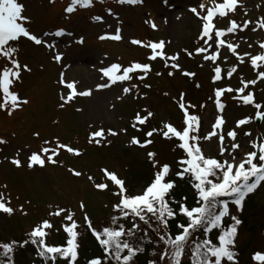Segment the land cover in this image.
I'll return each instance as SVG.
<instances>
[{"label": "rangeland", "instance_id": "obj_1", "mask_svg": "<svg viewBox=\"0 0 264 264\" xmlns=\"http://www.w3.org/2000/svg\"><path fill=\"white\" fill-rule=\"evenodd\" d=\"M20 2L25 6L24 15L31 18L34 33L41 35L47 32L48 41L55 44V50L63 53V58L56 62L52 59L53 50L27 40H22L19 45V60L21 64L29 65L31 71L22 72L21 81L15 85L14 90L21 97L27 98L29 103L11 116L0 111V137L9 141L6 145H0V186H8L6 189L0 187V191L4 192L5 197L11 195L12 207L18 208L23 204L27 215H22L19 211L11 216L0 214L1 240L20 238L27 235L38 221L50 219L53 228L48 238L57 244L58 232L64 231L61 227L63 219L49 217V211L53 210L50 205L53 208L58 205L71 209L79 224L85 223L84 211L93 223L99 222L112 210V201L115 198L110 191L96 190L88 180L89 175L100 182L103 177L100 169L106 167L115 171L127 183L132 174L136 173V181L130 189V192H134L143 189L149 181V176L142 178L138 174L149 163L146 152L155 151L161 163L173 165L170 144H165L159 135L154 136V143L148 148L129 145L128 140L132 135L144 138L142 132H135L130 126L136 111L147 107L155 113V117L144 128L145 132L151 127L161 126V121L164 120L174 122L179 127L182 114L173 98H179L180 93L184 92L185 101L197 105L194 111L201 117L200 135L203 136L211 130V124L218 115L213 101L208 99L214 88L229 84L239 87L241 76L245 80L256 79V73L247 58L244 63H239L227 47L220 53L222 67L227 70L233 65L239 66L231 79L225 78L218 83L211 80L212 65L204 63L201 56L189 57L185 54L184 49L194 52L203 43L198 40L201 21L189 10L190 6H197L199 11L198 4L201 0H167V3L164 0H143L137 4H121L118 0H93L91 7H77L71 14L65 12L70 0ZM204 2L207 3L208 0ZM108 9L112 10L111 13ZM97 15L102 16L103 20L96 21L92 18ZM260 17H264V0H241L234 15L230 14L228 18L216 19L214 22L219 27H227L230 19L242 23L243 20L255 21ZM146 21H155L157 28L153 29ZM252 27L250 25L248 29L238 32L235 37H227L233 42H239L238 52L256 54L260 51L257 42L264 41V30L258 29L254 32ZM60 28L65 29V35L55 37V31ZM117 28L121 29V40L99 39L101 35L113 33ZM80 38H83V43L79 42ZM133 39L145 43L164 41L165 51L169 55L179 53L181 66L195 73V76L185 77L179 71L175 76H168L169 69L164 67V62L160 59L149 61V49L132 44ZM249 44L252 45L251 48ZM224 57H227L226 62ZM132 61L152 64V71L146 79H133L130 83L118 82L111 87L96 90L97 84L107 82L106 78H101L100 68L112 63L128 66ZM5 63L6 60L0 59V66ZM201 64L204 66L201 67ZM157 72H162L163 75L157 76ZM62 73L66 81H76L78 92L92 89V95H77L60 108L59 105L63 102L60 99L61 93L66 95L69 91L59 83ZM130 84L138 85L139 92L133 89L130 94H123L122 89ZM145 84H150L151 88H145ZM197 84L200 86L197 87ZM247 91L254 92L257 103L264 104V80L250 85ZM234 95L236 94L225 93L222 97L225 104L222 115L226 122L225 134L233 128L237 131L236 142L240 148L234 155L239 158L245 151L252 150L250 141L257 140V135L258 138H263L264 119L255 122L257 109L253 105L240 103L233 98ZM201 104L206 106L201 108ZM246 116L253 119L237 128L236 121ZM100 127L117 131L127 128L128 134L108 136L100 146L89 144V133ZM36 131L40 132L41 139L33 136ZM246 132H251V136H246ZM52 137H59L61 142L79 148L82 154L76 156L62 150L57 157L58 164L29 169L26 154L29 150H37L42 139ZM230 143L226 138L225 144ZM217 145L216 138L210 142H201L206 155L216 156ZM18 150L23 164L20 168L10 163V158ZM70 168L82 172L83 175L74 176L69 171ZM109 188L114 190L111 182ZM81 200L86 206L83 211L79 208ZM253 200L258 205L264 204V182L253 192ZM234 208L237 209L235 205ZM233 210L232 207L230 213ZM254 211V208H250L249 215L247 214L248 222L254 223V227L250 230L241 228L237 239V245L239 243L245 252L241 257L237 256L239 264H257L250 253L254 250L264 251V229L260 227L264 222V212L253 218L251 213ZM85 245L92 246V243L85 241Z\"/></svg>", "mask_w": 264, "mask_h": 264}, {"label": "snow or ice", "instance_id": "obj_2", "mask_svg": "<svg viewBox=\"0 0 264 264\" xmlns=\"http://www.w3.org/2000/svg\"><path fill=\"white\" fill-rule=\"evenodd\" d=\"M119 3L137 4L143 0H118ZM167 3V0H164ZM93 0H70L65 8L68 14L77 10V7H91ZM241 0H204L197 6H190V11L201 21V28L198 34V40L202 45L193 51L184 49L183 51L189 57L193 55L201 56L204 63L212 65L211 80L213 83L222 82L225 78L231 79L237 72L238 66L233 65L225 70L220 63V53L224 47H227L230 53L237 57L239 63H244L247 58L250 66L256 73V79L245 80L240 78V86L233 87L226 85L224 87H215L213 94L208 97L212 100L218 115L214 123L211 124V130L203 136L200 135L201 117L194 111L197 105L191 101H185L186 93L181 92L179 98H173L182 114L181 125L178 127L174 122L164 120L161 126L151 127L146 132L144 128L148 125L150 119L155 117V113L147 107L136 111L130 126L135 132H142L144 138L132 135L129 137L130 146L148 148L154 143V136L159 135L162 139L169 141L175 140L183 155L177 159L178 169L175 172V178L184 179L189 177V183L196 193L194 203L189 205L187 197H181L178 201L172 195L176 188V179H169L172 173V166L169 163H161L157 159L155 151L146 152L148 160L153 169L151 179L145 184L143 189L130 192L126 181L121 179L115 171L108 168H101L103 174L102 180L97 182L91 175L88 180L93 187L99 191H112V195L117 199L112 204V214L106 224L94 227L88 213L84 211V222L89 231L97 240L102 249V256H94L87 260L86 264H134L138 254L145 251L143 246L144 238L148 229L152 228L155 222L157 234V245H163L162 250L153 254L156 258L146 260V264H183L184 257L187 254L189 264H239L237 260L238 252L235 248V242L238 235V226L242 221L235 215L230 216L229 204L236 206L238 211L243 209V201L248 194L253 193L259 185L264 182V138L250 141L252 150L245 151L243 155L237 158L234 152L240 148L236 142L237 131L235 128L228 130L225 134L223 118V109L225 104L222 97L225 93H235L234 99L244 105H253L257 111L255 118L264 119V104L257 103L255 94L247 91L250 85H255L258 80H264V41H258L260 51L256 54L251 52H238L239 42H233L227 39L229 35L235 37L240 31L246 30L252 25V31L258 29L264 30V17L255 21L243 20L242 23L235 19H230L227 27H219L214 22L216 19H226L230 14H235L240 6ZM25 6L20 0H0V59L6 60V63L0 66V111L6 112L9 116L17 110L22 109L23 105L29 103L27 98L21 97L19 92L14 90L15 85L21 81L23 71H31L27 64H21L19 60V45L22 40H27L35 45H43L53 50L52 59L60 62L63 53L55 50V44L47 39L48 33L37 35L31 28V18L24 15ZM111 13V9H108ZM246 15V12H245ZM96 21H102V16L92 17ZM153 29L157 28L155 21L148 22ZM65 35V29H57L55 37ZM121 40V29L117 28L113 33H105L99 39ZM83 43V38H80ZM134 45H139L149 49L147 59L156 61L160 59L164 62V67L169 69L168 76H175L179 71L185 77H194L195 73L184 69L179 63V53L169 55L165 51L164 41H151L145 43L139 39L131 41ZM252 45L249 44V48ZM227 61V57H224ZM204 65L201 64V67ZM102 73V79L106 83L96 85V90L111 87L118 82L130 83L133 79L143 81L152 71V64L140 61H132L128 66L119 63H112L107 67L99 69ZM157 76H162V72H157ZM61 85L69 91L65 95L61 93L60 99L63 101L59 107L63 108L66 103L71 102L77 95L91 96L92 89L78 92L76 81H66L63 73L59 81ZM197 87L200 85L197 84ZM145 88H151L150 84H145ZM133 89L139 92V86L130 84L122 89L123 94H130ZM146 95V94H145ZM165 95H168L165 93ZM205 104L199 107H205ZM80 111V109H78ZM253 117L246 116L236 121V127L249 123ZM121 133L127 135L128 129L121 128L119 131L103 127L89 133L88 143L102 145L108 136H118ZM246 136H251V132H246ZM33 136L41 139L39 131L33 132ZM213 138L218 141L217 155H206L201 146V142H210ZM228 138L231 143L226 145ZM111 144V141H107ZM9 141L0 137V145H6ZM64 150L72 155L82 154L79 148H74L69 144L61 142L59 137L51 139H42L41 145L37 150H29L25 159L29 169L43 168L48 164L56 165L59 163L57 157ZM10 163L17 168L23 167L20 159L19 150L10 158ZM70 172L76 177L83 175L82 172L70 168ZM109 182L114 186V190L109 188ZM7 188V184L0 186ZM175 205V207H174ZM49 217H62L61 227L66 233V241L63 244L54 245L46 242V238L53 228L50 219L38 221L27 234L23 241L10 240L0 242V254L4 257L0 259V264H15L14 254L17 247H25L29 243L36 247L37 255L48 264H57L58 259L65 260L67 264H77L79 259V236L77 230L80 225L75 219V212L71 209L52 205ZM85 204L81 200L80 210L85 209ZM19 211L22 215H27L24 205L18 208L11 206V195L5 197L3 191H0V214L14 215ZM180 216L185 219L181 221ZM230 216V223L225 224V217ZM170 220H175L176 231L173 233L170 228ZM124 222L131 226L128 227ZM140 222L147 225V228L141 229ZM215 230L216 235L212 233ZM140 231L142 235L137 240L136 233ZM194 234H199L194 238ZM152 243L151 238H148ZM137 241V242H133ZM252 259L257 264H264V251H255Z\"/></svg>", "mask_w": 264, "mask_h": 264}, {"label": "trees", "instance_id": "obj_3", "mask_svg": "<svg viewBox=\"0 0 264 264\" xmlns=\"http://www.w3.org/2000/svg\"><path fill=\"white\" fill-rule=\"evenodd\" d=\"M158 137L160 138V136H158ZM161 140L164 141L165 144L166 143L170 144V147L172 150V156H173V165H172V173L169 176V179H174L175 178V172L178 169L177 159L180 156H182L183 153L180 151V149L178 147L175 146L176 145L175 140H172V141H169L166 139H161ZM154 171L155 170L153 169L152 164L149 161V163H147V167L145 166L144 170L140 169V172L138 174H141L142 178H144V176H146V177L149 176L148 180H150ZM135 174H132V176L129 178V180L126 183V185L128 184L127 187L129 189V191L132 188V184L135 183V181H136L135 180ZM175 179H176V188L172 192V195L178 201L181 199V197H187V203L189 205H192L194 203L196 193H195V190L193 189V187L189 183L190 178L186 176L184 179H179V178H175ZM110 193L112 194V191H110ZM113 198H115V200L112 201V204L117 199L115 196H113ZM229 206H230V208L231 207L234 208V204H232V203H230ZM174 207H175V205H174ZM250 208L251 209L254 208V210H255L254 212L251 213V216H254L253 218H255L258 213L264 212V204L258 205L256 202H254L253 193L248 194L247 197L245 198V200L243 201L242 211H238L237 209L235 210V208H234V210L231 211V213H230V216L235 215L242 221V223L238 226V235H237L236 242H235V248H236V251L238 252L239 257H241L243 254H245V252L242 249V247L240 246V244L238 243V245H237V239L239 236V232H240L241 228L250 230L255 225L254 223L248 222V220H249L248 210ZM108 213L104 217H102L99 222L93 223V226L99 227L103 224H106L109 220L110 214H112V210H110V212H108ZM230 216L225 217V224H228L231 222ZM179 219L181 221H184L185 218L183 216H180ZM124 223L128 227L131 226L127 222H124ZM169 223H170L171 231L173 233H175L176 221L170 220ZM79 225H80V227L77 230L80 232V236H79V245H80V247H79L80 252L79 253H80V255H79V259H78L77 264H86L88 259H90L94 256H102V249L99 246L95 237L93 236L92 232L87 229L85 223L79 224ZM140 226H141V229L147 228V225H144L142 222H140ZM155 227H156L155 222H153L152 228L148 229L147 235L144 238L143 246L145 247V251L137 255V257L134 260V264H146L147 259L156 258L153 254L154 248H155L156 253H159L162 250L163 245L162 244L157 245L155 243L158 239L156 232L153 230V229H155ZM260 227L262 229H264V222L260 224ZM61 232L62 233L58 232L57 238H58L59 242L57 244L52 243L51 239L48 237L46 238V242L49 244H54V245H59V244L65 243L66 238H67L66 233L64 231H61ZM262 233L264 236V230ZM141 235H142V233L140 231H138L136 233L137 240L139 239V237ZM212 235L213 236L216 235L215 230L213 231ZM149 237L151 238L152 243H149V240H148ZM26 238H27V235H24L20 238H9V239H2V240L0 239V242H7L10 240L23 241ZM194 238H196L195 234H194ZM85 241L91 242L92 246L85 245ZM133 242H137V241H133ZM83 245H84V247H83ZM252 250H254V249H252ZM239 257L237 258V260L239 259ZM3 258L4 257L2 256V254H0V259H3ZM14 259H15V264H45V262L37 255L36 247L34 245H32L31 243H29L25 247H17L15 249ZM61 262H64V264H67V262L65 260H62V259L57 260V264H59ZM48 264H51V261H48ZM111 264H115V262L113 261V262H111ZM183 264H189V257L187 254L184 257Z\"/></svg>", "mask_w": 264, "mask_h": 264}]
</instances>
